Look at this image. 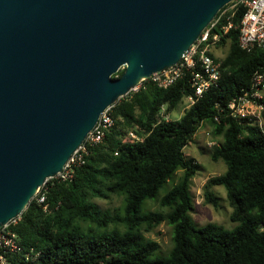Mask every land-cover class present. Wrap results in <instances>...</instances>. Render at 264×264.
<instances>
[{
	"label": "trees",
	"instance_id": "obj_1",
	"mask_svg": "<svg viewBox=\"0 0 264 264\" xmlns=\"http://www.w3.org/2000/svg\"><path fill=\"white\" fill-rule=\"evenodd\" d=\"M234 3L211 22L219 19L210 38L218 35L215 45L228 46L221 59L210 53L220 62L217 85L196 97L186 74L167 89L144 81L119 99L110 108L112 126L101 142L87 146L72 177L47 180L11 225L19 243L8 257L11 264H264V133L226 110L250 86L254 73L264 72V48L239 47L246 8L228 10ZM188 97L195 103L184 106L178 120L165 119ZM204 124L221 138L213 145L212 159L226 169L205 183L203 197L217 209L212 188L225 189L230 221L237 224L231 230L214 223L198 226L190 215V184L198 167L184 157V149ZM177 171L182 172L178 182L159 198ZM93 199H120L121 205L101 209ZM153 199L161 210L143 211ZM163 222L172 229V247L165 256L144 235Z\"/></svg>",
	"mask_w": 264,
	"mask_h": 264
},
{
	"label": "water",
	"instance_id": "obj_2",
	"mask_svg": "<svg viewBox=\"0 0 264 264\" xmlns=\"http://www.w3.org/2000/svg\"><path fill=\"white\" fill-rule=\"evenodd\" d=\"M233 1L0 0V228Z\"/></svg>",
	"mask_w": 264,
	"mask_h": 264
},
{
	"label": "built area",
	"instance_id": "obj_3",
	"mask_svg": "<svg viewBox=\"0 0 264 264\" xmlns=\"http://www.w3.org/2000/svg\"><path fill=\"white\" fill-rule=\"evenodd\" d=\"M234 1L235 3L229 6L228 10H232L235 5H242L246 8L239 25V47L247 51L254 48H264V0ZM218 20H215L204 30L199 39L185 52L177 64L151 74L148 79L141 81L134 91L144 81L151 82L157 88L167 89L186 74L196 97H201L211 87L216 86L221 77L220 62L210 55V49L219 41V37L213 35L210 38L209 32L218 23ZM230 26V24L223 26L222 31L226 32ZM194 103L195 99L188 97L185 108H189ZM110 108H107L100 115L83 144L73 153L63 170L55 178L62 181L70 179L73 174V167L82 163V156L86 154L87 146L102 141L105 131L112 126ZM226 110L231 118L257 126L264 133V72H255L250 86L233 97L228 102ZM214 120L218 121V118L215 117ZM130 137L135 138L133 134H130ZM212 145L214 143L210 146ZM39 201L42 202L43 197ZM17 220L18 218L0 228V264H11L8 257L19 250L18 237L10 228Z\"/></svg>",
	"mask_w": 264,
	"mask_h": 264
},
{
	"label": "rangeland",
	"instance_id": "obj_4",
	"mask_svg": "<svg viewBox=\"0 0 264 264\" xmlns=\"http://www.w3.org/2000/svg\"><path fill=\"white\" fill-rule=\"evenodd\" d=\"M228 50L226 45H214L210 49V53L216 58H223ZM185 102L179 105L178 108L173 110L165 119L178 120L184 110ZM221 142L220 137H214L209 125H202L196 132L193 140L184 149V157L188 160H192L197 165V172L193 177L190 184V193L194 202V208L190 212L191 218L196 225L202 226L208 223H214L222 226L226 230L233 229L237 224L230 221V214L232 209L230 208L227 199L225 189L221 186H215L212 191L215 197L218 199V208L215 209L212 205L205 203L203 197V187L205 183L212 177L222 175L225 172V165L221 161H213V145ZM182 172L177 171L167 183L160 189L158 197H162L167 190H169L174 183H177ZM93 202L97 204L101 209H111L114 206L121 205L120 199H114L111 202L102 199H93ZM143 211H159V200H147L142 208ZM164 211L166 209H163ZM145 237L149 240L155 241L159 245V255L165 256L168 254L172 247V229L163 222L157 228L149 233H144Z\"/></svg>",
	"mask_w": 264,
	"mask_h": 264
}]
</instances>
